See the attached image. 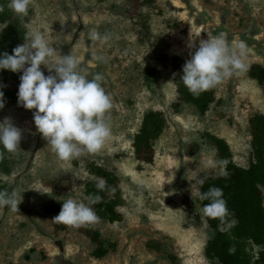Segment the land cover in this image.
Masks as SVG:
<instances>
[{
	"label": "rangeland",
	"instance_id": "rangeland-1",
	"mask_svg": "<svg viewBox=\"0 0 264 264\" xmlns=\"http://www.w3.org/2000/svg\"><path fill=\"white\" fill-rule=\"evenodd\" d=\"M11 4L30 13L22 78L13 99L0 96L1 138L11 149L10 172H0V264H172L169 256L215 264L204 255L198 184L225 171L211 137L226 142L235 164L251 160L249 120L264 115V82L247 68H264V0ZM199 52L211 55L215 100L203 115L188 104L175 111L171 58L196 68ZM149 109L166 122L144 163L131 143ZM191 141L199 143L193 155ZM91 163L116 175L107 192L120 194L113 222L88 200V181L105 184ZM87 226L107 249L100 258Z\"/></svg>",
	"mask_w": 264,
	"mask_h": 264
},
{
	"label": "trees",
	"instance_id": "trees-1",
	"mask_svg": "<svg viewBox=\"0 0 264 264\" xmlns=\"http://www.w3.org/2000/svg\"><path fill=\"white\" fill-rule=\"evenodd\" d=\"M29 13L27 8L13 6L11 0H0V96L6 99H13L14 83L22 78L19 68L25 60L20 46L27 37L25 20ZM210 62L211 55L203 52H199L196 68L189 67L179 56L171 58L177 91V100L172 104L175 111L181 104L191 105L200 115L209 109L215 100L214 75L208 70ZM247 70L250 77L259 83L264 82L261 65L251 64ZM145 73L149 78L148 72ZM59 107L55 104V111ZM165 122L159 110L144 112L131 143L136 159L144 163L153 161V143L162 133ZM249 125L252 156L248 166L235 164L229 159L226 142L211 137L217 152L226 160L225 171L222 175L206 176L198 184L197 202L204 209L208 229L204 255L215 264H264V115H252ZM10 151L0 133V172H10L7 158ZM88 170L105 179L102 186L94 180L86 183L89 202L108 221L119 219L120 214L116 210L119 191L116 189L111 194L107 193L115 184V173L94 163L89 164ZM83 231L98 244L93 255L97 258L105 255L107 249L102 246L99 233L91 226ZM249 245L257 247L255 256L251 254ZM169 259L172 264H180L175 256H169Z\"/></svg>",
	"mask_w": 264,
	"mask_h": 264
},
{
	"label": "water",
	"instance_id": "water-1",
	"mask_svg": "<svg viewBox=\"0 0 264 264\" xmlns=\"http://www.w3.org/2000/svg\"><path fill=\"white\" fill-rule=\"evenodd\" d=\"M199 150V143L191 141L186 145V152L190 155L195 154Z\"/></svg>",
	"mask_w": 264,
	"mask_h": 264
}]
</instances>
